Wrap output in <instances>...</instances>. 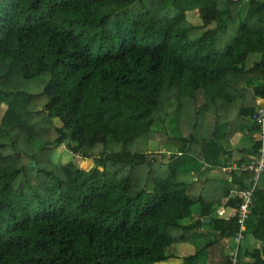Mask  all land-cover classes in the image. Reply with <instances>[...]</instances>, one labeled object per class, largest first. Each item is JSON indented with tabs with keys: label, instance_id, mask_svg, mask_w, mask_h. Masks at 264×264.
Instances as JSON below:
<instances>
[{
	"label": "trees",
	"instance_id": "1",
	"mask_svg": "<svg viewBox=\"0 0 264 264\" xmlns=\"http://www.w3.org/2000/svg\"><path fill=\"white\" fill-rule=\"evenodd\" d=\"M257 96L264 0H0V264H231L214 212L252 184L222 168L245 130L236 162L258 156ZM244 234L238 264H264V171Z\"/></svg>",
	"mask_w": 264,
	"mask_h": 264
},
{
	"label": "built area",
	"instance_id": "2",
	"mask_svg": "<svg viewBox=\"0 0 264 264\" xmlns=\"http://www.w3.org/2000/svg\"><path fill=\"white\" fill-rule=\"evenodd\" d=\"M251 122L258 126V138L261 139V145L258 148V156L255 160L249 163H238L237 160H234L230 165L222 168V171H227L229 169L233 171L242 172L245 170L254 171L252 177V184L249 187H246L242 190L234 187L232 189L233 196H239L240 202L237 205V208L231 210L229 216L236 217V224L238 226L237 231L231 238L224 239V246L228 250L229 259L231 264H238V247L241 242L245 239L244 229L245 221L250 214L251 207L254 199V191L256 189V182L258 176L261 172L264 171V99H260L257 103V110L251 116ZM217 212H220L217 210Z\"/></svg>",
	"mask_w": 264,
	"mask_h": 264
},
{
	"label": "rangeland",
	"instance_id": "3",
	"mask_svg": "<svg viewBox=\"0 0 264 264\" xmlns=\"http://www.w3.org/2000/svg\"><path fill=\"white\" fill-rule=\"evenodd\" d=\"M188 18H189V20L191 21V22H193L194 24H196V23H199V21H198V18H197V15H196V13H190L189 15H188ZM228 40H230V39H227L226 40V42L225 43H228L227 41ZM5 108H6V105L5 104H2L1 106H0V120H1V118H2V116H3V114H4V111H5ZM171 109V108H170ZM163 127L164 128H166V133L165 134H167V135H174L175 134V132H174V130H173V124L172 123H169V124H167V125H165V126H160V125H158L157 123H155L154 124V126H153V128L154 129H157V130H159V129H163ZM184 128V127H183ZM187 130V129H186ZM186 130H184V131H186ZM156 132V131H155ZM159 135L161 136V137H163V135L161 134V133H159ZM159 135H157V132H156V138L155 139H153V141H150L149 142V144H148V146H149V150L150 151H157V150H165V146H164V143L162 142V143H160L157 139H159ZM238 136H240L241 138H244V139H246V140H248L247 139V137L246 136H242L240 133L239 134H237ZM237 138V137H236ZM236 138H234L233 139V141H232V150L234 151V150H236V148H238V146H241V145H238L237 147H235L234 145H233V143H234V141H235V139ZM243 142H244V140H243ZM242 148V147H241ZM237 153H236V151L233 153V156H235ZM53 160L54 161H58V162H62V163H71L72 161V163H75V162H77V160H78V157L77 156H73L70 152H68L67 150H65V148L63 147V146H61V147H58L56 150H55V153H54V156H53ZM215 170H216V168H215ZM220 172V171H219ZM204 173V171L202 172V174ZM216 173H218V171H216ZM200 184H202V181L200 182ZM199 189H200V185H199V182L197 181V180H195V184H194V186H192V188L190 189V193H191V195H193V196H196L197 194H198V191H199ZM197 210H198V204L197 203H195L193 206H192V215L193 216H195L196 215V213H197ZM183 244V243H182ZM185 244H188V243H185ZM189 250H191V249H189ZM175 252H178L177 254H180V255H183V254H189L188 252V250H185V249H182L180 252H179V250L177 249V248H175L174 250H173V253L175 254Z\"/></svg>",
	"mask_w": 264,
	"mask_h": 264
},
{
	"label": "crops",
	"instance_id": "4",
	"mask_svg": "<svg viewBox=\"0 0 264 264\" xmlns=\"http://www.w3.org/2000/svg\"><path fill=\"white\" fill-rule=\"evenodd\" d=\"M260 99H264V98H262L260 96H257V98H256V104L258 103V101ZM245 131L246 132H244L241 135L242 136L243 135L246 136L248 140H246L244 138H241L240 136H237V138L235 139V141L233 143V145L235 147H237L238 145H241L242 144L241 146H238L239 149L241 147L242 148H245V149H249L253 145V143L255 142V138L257 137V133L256 132L251 133V132H248L247 130H245ZM243 140H244V142H243ZM239 149H236V150H239ZM236 150H234V152ZM236 153L237 154L235 156H233V158H232L234 160H237L236 158H239L240 157V153H238V151H236ZM211 176H213V177H222V174L219 171H218V173H216V170L215 169H213V170H206V171H204L203 174L200 173L199 175H197L195 177V180H197L199 182V185H201L200 182L203 179H205L206 177H211ZM217 210H219L220 212H217ZM231 210L232 209L230 207L220 206L219 208H217L215 210L214 215L215 216L228 217L229 214L231 213ZM207 234H208L207 236H201L200 238H198L194 243H190V244L189 243L188 244H185V243L178 244L175 248H177L179 250V252L182 249L188 250L189 251L188 253L191 254V253L195 252L196 250H200V249H202L204 247V245L206 244V242L208 240V236H209L210 232H207ZM189 249H191V250H189ZM177 253L178 252H175V254H174L176 257H182V256L188 255V254L180 255V254H177ZM202 258H203V254H202ZM199 264H201V263H199Z\"/></svg>",
	"mask_w": 264,
	"mask_h": 264
},
{
	"label": "water",
	"instance_id": "5",
	"mask_svg": "<svg viewBox=\"0 0 264 264\" xmlns=\"http://www.w3.org/2000/svg\"><path fill=\"white\" fill-rule=\"evenodd\" d=\"M32 165H34V163H32ZM205 222H209V220H205Z\"/></svg>",
	"mask_w": 264,
	"mask_h": 264
}]
</instances>
